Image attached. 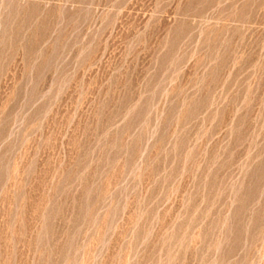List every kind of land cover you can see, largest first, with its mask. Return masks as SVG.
Masks as SVG:
<instances>
[{
	"label": "rangeland",
	"instance_id": "374dc122",
	"mask_svg": "<svg viewBox=\"0 0 264 264\" xmlns=\"http://www.w3.org/2000/svg\"><path fill=\"white\" fill-rule=\"evenodd\" d=\"M0 264H264V0H0Z\"/></svg>",
	"mask_w": 264,
	"mask_h": 264
}]
</instances>
